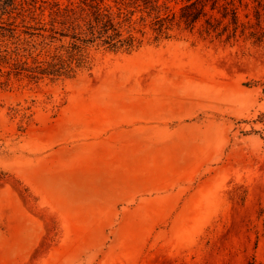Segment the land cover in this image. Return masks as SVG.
<instances>
[{"label": "rangeland", "instance_id": "rangeland-1", "mask_svg": "<svg viewBox=\"0 0 264 264\" xmlns=\"http://www.w3.org/2000/svg\"><path fill=\"white\" fill-rule=\"evenodd\" d=\"M160 2L0 0V264H264V0Z\"/></svg>", "mask_w": 264, "mask_h": 264}, {"label": "trees", "instance_id": "trees-1", "mask_svg": "<svg viewBox=\"0 0 264 264\" xmlns=\"http://www.w3.org/2000/svg\"><path fill=\"white\" fill-rule=\"evenodd\" d=\"M94 1V0H91ZM181 3L180 6V14L178 18L176 19L177 24H183L186 29H193L195 25L199 22V20L206 15V7L210 5L211 10H214L217 0H179ZM160 7H164L165 10L168 9L166 3H161L160 0H151V12H156V14L159 13L158 9ZM93 23L96 26H100V31L98 32L99 37L97 38H104L102 40L103 44L108 45L111 49H120L124 48L125 51H131L133 50V40L132 38H127L125 40H116L119 39L121 36L119 33H116L114 35H107L110 27L108 24L109 21H104L105 15L102 14L99 8L94 7L93 8ZM175 13H171L170 19L169 16H166L165 18H160L159 16L155 17V26L156 31L158 34L164 33V31L168 30V28L165 26V23L168 21L169 23L175 21ZM232 23L236 24V17L232 16ZM210 29L213 31V27L209 25ZM94 29V26L91 27ZM209 31V29L207 30ZM93 35V33H91ZM116 40V41H114ZM63 69V71L68 75V73H71L70 68H60ZM67 69V70H66ZM59 70H53V73H58ZM40 74H45V72H40Z\"/></svg>", "mask_w": 264, "mask_h": 264}]
</instances>
